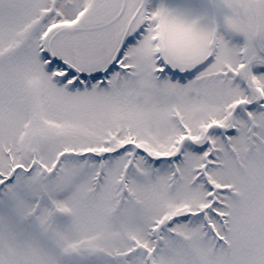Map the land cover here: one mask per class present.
<instances>
[{"label": "snow or ice", "instance_id": "snow-or-ice-1", "mask_svg": "<svg viewBox=\"0 0 264 264\" xmlns=\"http://www.w3.org/2000/svg\"><path fill=\"white\" fill-rule=\"evenodd\" d=\"M0 264H264V0H0Z\"/></svg>", "mask_w": 264, "mask_h": 264}]
</instances>
